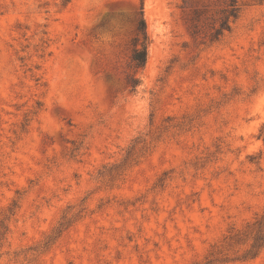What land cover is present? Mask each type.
<instances>
[{
	"label": "rangeland",
	"instance_id": "obj_1",
	"mask_svg": "<svg viewBox=\"0 0 264 264\" xmlns=\"http://www.w3.org/2000/svg\"><path fill=\"white\" fill-rule=\"evenodd\" d=\"M0 264H264V0H0Z\"/></svg>",
	"mask_w": 264,
	"mask_h": 264
},
{
	"label": "trees",
	"instance_id": "obj_2",
	"mask_svg": "<svg viewBox=\"0 0 264 264\" xmlns=\"http://www.w3.org/2000/svg\"><path fill=\"white\" fill-rule=\"evenodd\" d=\"M238 14L237 7L234 2L229 5V9L223 12V17L221 18V22L219 27L214 30L213 39H219L224 31H229L230 29V19H236ZM138 35L141 37L136 39V44L140 41V48H136L133 50L131 55V62L134 68L142 69L146 64V42L148 40L145 30H144V22L140 20L137 27ZM134 86L138 83L136 80H133Z\"/></svg>",
	"mask_w": 264,
	"mask_h": 264
}]
</instances>
